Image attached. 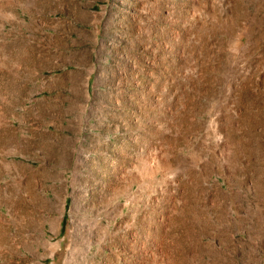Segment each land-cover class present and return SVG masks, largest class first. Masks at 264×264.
Returning <instances> with one entry per match:
<instances>
[{"label":"rangeland","instance_id":"obj_1","mask_svg":"<svg viewBox=\"0 0 264 264\" xmlns=\"http://www.w3.org/2000/svg\"><path fill=\"white\" fill-rule=\"evenodd\" d=\"M0 264H264V0H0Z\"/></svg>","mask_w":264,"mask_h":264},{"label":"bare ground","instance_id":"obj_2","mask_svg":"<svg viewBox=\"0 0 264 264\" xmlns=\"http://www.w3.org/2000/svg\"><path fill=\"white\" fill-rule=\"evenodd\" d=\"M4 235V234H3ZM18 243V242H17ZM12 244V243H11Z\"/></svg>","mask_w":264,"mask_h":264}]
</instances>
